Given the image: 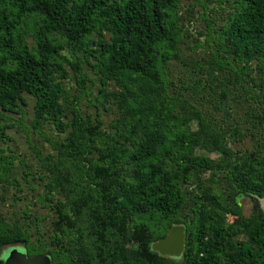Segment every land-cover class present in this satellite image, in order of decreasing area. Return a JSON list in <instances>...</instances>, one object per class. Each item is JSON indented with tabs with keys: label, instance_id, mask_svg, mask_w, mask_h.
Returning <instances> with one entry per match:
<instances>
[{
	"label": "trees",
	"instance_id": "obj_1",
	"mask_svg": "<svg viewBox=\"0 0 264 264\" xmlns=\"http://www.w3.org/2000/svg\"><path fill=\"white\" fill-rule=\"evenodd\" d=\"M225 1L201 58L184 51L181 0H0V142L30 106L51 148L31 142L57 216L53 264H264V0ZM181 63L208 75L190 82ZM13 154L0 146L4 187L20 186ZM219 173L224 202L207 185ZM177 224L183 260L151 247ZM28 231L0 210V252L42 253Z\"/></svg>",
	"mask_w": 264,
	"mask_h": 264
},
{
	"label": "rangeland",
	"instance_id": "obj_2",
	"mask_svg": "<svg viewBox=\"0 0 264 264\" xmlns=\"http://www.w3.org/2000/svg\"><path fill=\"white\" fill-rule=\"evenodd\" d=\"M230 5L225 0H181L180 2V25L183 28L185 45L184 51L188 57L201 58L205 55V40L209 31V23L212 22L211 27H218L222 17L225 13V8ZM216 20L218 22L216 23ZM177 72L186 75L187 79L191 82L194 80L207 77L205 69H200L195 63L183 64L181 63L177 67ZM91 74H93L91 72ZM93 76V75H92ZM100 82L91 87L94 91V95L98 92ZM68 86H74V82L68 80ZM89 98H85L83 101V108L87 109V101ZM27 115L24 117L23 113L11 114L12 117L18 122L13 127L8 128L5 131V136L0 142V146L6 148L7 152L14 153V169L13 178H17L20 181V186H17L14 182L11 187H4V182L0 179V210L5 214V217L12 223H25L28 228L31 244H34L37 252L36 254H46V250L52 248L51 242L55 237L54 228L56 225V211L52 204H48V201L44 200L46 195L45 181L39 178L40 167L38 165V159L36 157L35 149L32 148L31 142H41L44 144L45 153L51 151L49 144L43 142L40 136L30 132L31 126L30 119L32 113H30V106H25ZM94 111V107L89 108ZM107 119L108 115H103ZM193 127H196V123H193ZM214 156V155H213ZM32 171L30 173V167ZM37 173V177H33V174ZM218 178V179H216ZM215 181H208L210 189L214 194L220 196L224 202L229 195L227 185L222 182L220 173L217 175ZM188 188H194L195 185L189 182L186 185ZM243 205V211L246 216H249L255 209L256 201L253 197L246 196L241 198ZM260 206L264 209V197L259 198ZM222 216L227 221H233L234 215L221 211ZM138 235L140 237L149 236L148 230H139ZM247 234L242 233L236 236L237 240H246ZM20 248H25L24 243L21 242ZM29 248H32L29 245ZM34 255V254H32Z\"/></svg>",
	"mask_w": 264,
	"mask_h": 264
},
{
	"label": "water",
	"instance_id": "obj_3",
	"mask_svg": "<svg viewBox=\"0 0 264 264\" xmlns=\"http://www.w3.org/2000/svg\"><path fill=\"white\" fill-rule=\"evenodd\" d=\"M187 243V228L184 224L174 225L166 236L152 242V250L161 256L173 260H183L185 258ZM10 252L5 261L0 257V264H53V259L49 254H36L28 256L26 252Z\"/></svg>",
	"mask_w": 264,
	"mask_h": 264
},
{
	"label": "flooded vegetation",
	"instance_id": "obj_4",
	"mask_svg": "<svg viewBox=\"0 0 264 264\" xmlns=\"http://www.w3.org/2000/svg\"><path fill=\"white\" fill-rule=\"evenodd\" d=\"M20 243L6 245L2 249V251L0 252V257L3 259V261H5V258L7 256H9L10 252L15 251V250H18L17 252H26L28 256H33V255L29 254L30 251L28 249H26V247L25 248H20L21 247V246H19ZM24 246H25V244H24Z\"/></svg>",
	"mask_w": 264,
	"mask_h": 264
}]
</instances>
